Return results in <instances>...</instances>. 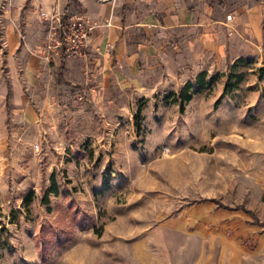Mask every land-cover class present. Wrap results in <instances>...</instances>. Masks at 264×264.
Listing matches in <instances>:
<instances>
[{
  "label": "rangeland",
  "instance_id": "1",
  "mask_svg": "<svg viewBox=\"0 0 264 264\" xmlns=\"http://www.w3.org/2000/svg\"><path fill=\"white\" fill-rule=\"evenodd\" d=\"M206 39L186 29L118 74L74 73L69 91L63 65L46 91L38 68L26 104L0 37V264H140L137 243L183 208L186 264H264L263 51L221 57ZM219 212L237 223L220 230Z\"/></svg>",
  "mask_w": 264,
  "mask_h": 264
},
{
  "label": "crops",
  "instance_id": "2",
  "mask_svg": "<svg viewBox=\"0 0 264 264\" xmlns=\"http://www.w3.org/2000/svg\"><path fill=\"white\" fill-rule=\"evenodd\" d=\"M13 5H24L23 11L14 6L0 13V37L4 40L5 59L15 84L16 99L25 101L19 93L21 85L35 83L38 68H42V90H47L53 67L63 65L65 78L57 84L67 90L73 83V74L85 75V69L116 73L118 64H130L143 56L163 49L162 41L186 29H198L207 37V45L221 57L228 52L240 57L244 51L256 52L261 45L264 59V0H9ZM57 6L66 14L85 13L100 21L90 35L86 58L78 55L58 57L49 65L33 49L46 39L48 25L40 9ZM22 7V6H21ZM232 12V21L237 31H229L223 23L227 12ZM107 20L110 23H107ZM232 41V42H230ZM182 42H185L183 40ZM161 44V45H160ZM165 46V44H164ZM166 47V46H165ZM1 49V47H0ZM1 54V51H0ZM88 60V61H87ZM88 62V65L85 64ZM263 65V63H260ZM90 66V67H89ZM93 72L91 74H93ZM41 74V73H40ZM122 74V73H121ZM45 77V78H44ZM69 91V90H67ZM28 109H31L28 106ZM228 214H225L227 217ZM230 222L223 223L224 214L216 213L221 222L219 229L237 223V215L229 214ZM194 216L182 209L156 231L165 236L144 239L137 243L136 255L140 264H186L185 228ZM221 218V220H220ZM224 224V225H222ZM148 256V258H147ZM144 257V258H142ZM146 258V259H145ZM142 259V260H141Z\"/></svg>",
  "mask_w": 264,
  "mask_h": 264
},
{
  "label": "built area",
  "instance_id": "3",
  "mask_svg": "<svg viewBox=\"0 0 264 264\" xmlns=\"http://www.w3.org/2000/svg\"><path fill=\"white\" fill-rule=\"evenodd\" d=\"M40 14L48 23V33L46 39L37 43L34 49L45 62L70 55L88 56L90 35L93 28L100 24L98 19L85 13L66 14L55 8H41ZM232 16L231 11L227 12L223 23L230 31H237ZM107 23L110 21L107 20ZM258 47L262 50L261 45ZM109 71L108 68L103 69V72Z\"/></svg>",
  "mask_w": 264,
  "mask_h": 264
},
{
  "label": "trees",
  "instance_id": "4",
  "mask_svg": "<svg viewBox=\"0 0 264 264\" xmlns=\"http://www.w3.org/2000/svg\"><path fill=\"white\" fill-rule=\"evenodd\" d=\"M259 70H260V73H261V74H264V65H261V66L259 67ZM205 72H206V71H203V72H201V73H199V74L197 75L196 83L199 85V87L204 86L205 83H206L205 78H204V74H205ZM193 84H194V82L189 80L188 82H186V83L182 86L181 90L179 91V96H181V98H182V103H183V101H185V100L191 98V96H192V92H190L189 89H190L191 86H193ZM229 84H230V83L228 82V85H229ZM176 98H177V97H176ZM50 191H53V192H55V193H57V191H58V186H57V183H56V180H55L54 176H52V186H51V188H50ZM29 194L31 195V192H30ZM28 196H29V195H28ZM28 196H27V197H28ZM29 197H30V196H29ZM29 197H28V199H29ZM45 199H46V200L48 199V195H46V198H45ZM246 210L249 211V212H251V210H249V209H246ZM251 213H252V212H251Z\"/></svg>",
  "mask_w": 264,
  "mask_h": 264
}]
</instances>
